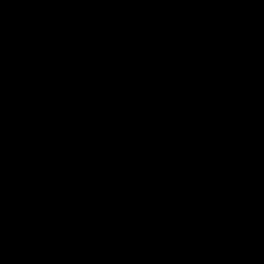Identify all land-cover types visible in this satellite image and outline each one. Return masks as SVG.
<instances>
[{"label":"trees","instance_id":"trees-1","mask_svg":"<svg viewBox=\"0 0 264 264\" xmlns=\"http://www.w3.org/2000/svg\"><path fill=\"white\" fill-rule=\"evenodd\" d=\"M78 1L87 6L93 0ZM107 1L97 0L93 8L83 11L68 0L65 12L68 22L64 26L52 29L31 15L25 21L36 23L33 32L25 37H0V264H79L61 218L68 222L74 246L85 264H264V154L257 149L255 152L264 137V90L242 92L240 85L226 75L234 69V50L227 46L234 45L233 38L252 42L255 52L264 49L259 48L264 46V14L257 16L258 3L208 0L203 6L195 5L193 12L184 13L183 24L189 31L180 36L172 27V15H159L157 5L149 7L132 0L129 5L135 13L123 15V21L112 25L111 31L103 32L101 40L92 42L94 51L86 47V58L91 62L93 56L108 61L106 65H110L113 75L104 76L103 84L87 77L73 82L67 76L68 63L83 62L84 58L80 59L83 51L85 56L84 38L78 32L90 20L87 15L107 11L111 14ZM2 10L12 12L13 17L21 14L15 7ZM84 16L81 24L79 20ZM250 16L259 17L260 24L247 30L250 25L244 20ZM205 32L216 35L224 48L217 44L214 56L200 60L186 50L187 46L193 48L190 43ZM226 47L232 52L230 55ZM234 49L244 50L242 46ZM171 66L181 69L172 73ZM32 68L46 72H35L36 84L31 72H27ZM143 70L148 72L138 80L133 74ZM109 85L120 86V90H114L116 94L112 96L105 89ZM69 86L73 89H68ZM115 103L116 110L122 113L120 117ZM183 111L187 112V129L197 119L210 117L217 122L223 119L220 132L206 134L208 140L203 150L208 156L202 160L194 155L191 161L183 163L175 159L169 148L166 151L164 138L174 135L171 144H175L178 132L184 130L169 119L183 122ZM147 113L157 117L154 124L142 128L151 138L148 144H141V136L134 133L141 129ZM231 117L240 121L233 122ZM133 118L138 123L130 127ZM160 119L165 120L154 160L140 161L132 168L135 161L153 153V136ZM30 124L43 127V147L36 150L34 141L31 145L39 153L38 160L34 150L19 141L22 138L9 140L5 133L10 128L23 129ZM118 132L133 143L132 147L126 146L127 167H121L125 175L117 186H109L107 182L92 186L90 174L97 168L100 157L97 147L103 145L102 138L112 147L119 140ZM34 136L35 132L27 141ZM123 139V146L115 156L125 150ZM70 146L74 147L78 163L70 175L80 179L90 200L83 198L79 213L71 214L66 210L68 201L82 192L74 182L63 181L34 203L35 210L61 218L36 216L26 208L37 194L59 179L54 172L39 180L42 174L37 164ZM71 155L65 153L68 161ZM201 164L208 172L198 182L193 166L199 165L201 169ZM133 171L135 186L129 203L124 205ZM217 171L227 172L236 186H207L218 176L214 174ZM141 180L145 184L140 186L145 190L144 197L137 196L136 191ZM55 192L58 204L48 206L44 199ZM116 204L124 208L114 207ZM72 216L92 235L89 242L84 243L85 235L81 238L75 232L70 223ZM110 216L117 221H111ZM35 218L49 223L31 226ZM53 237H57V243ZM57 245L68 250H59Z\"/></svg>","mask_w":264,"mask_h":264},{"label":"flooded vegetation","instance_id":"flooded-vegetation-1","mask_svg":"<svg viewBox=\"0 0 264 264\" xmlns=\"http://www.w3.org/2000/svg\"><path fill=\"white\" fill-rule=\"evenodd\" d=\"M13 1L14 2H12V3L6 2L7 4H12V6L0 3L1 4L0 5V37H7L9 39H11L13 37H17V36L25 37V35H28V34H30V32H33V30L35 29L34 25H36V23L32 20H28L32 24H29L25 21V20H27V19H25V17H27V16L29 17L31 15H33L35 17V20L42 22L44 25L49 24L52 29H58V26H61V25L64 26L68 22L66 19V16H65V12L67 10L66 7L69 6V3L67 4L68 0H13ZM73 1L75 2V6L77 8L76 1L75 0H73ZM131 1L132 0H109V1H107V6H109L111 14L107 11V13H103V14H94L93 13V14L87 15L88 17L90 16V20L87 21L85 26L82 27L81 30L78 32L79 35H81L84 38V45H82V51L85 50V56H84V51H83L82 58H80V59L84 58V61L82 62L79 60H74V61L68 63V69H67V76L69 77L68 79L75 80L73 82H80V81L85 80V77H87V78L93 79V82H97L99 80L101 82V84L106 83L103 81L104 76H110L109 74H112V72L108 68L110 65H106V63L108 61L92 55L94 57V59L91 62V60L86 58L88 56L86 47H88V49H90L91 51H94L95 49L92 48V44H93L92 42H94L95 40H101V38L103 37V32L111 31L113 29V27H111V26L117 25L116 23H119L121 21L123 15L128 17L127 14H131L134 11L133 8L129 5ZM138 1L143 2L144 4L148 5L149 7L151 5H157L156 12L159 15L160 14L172 15L171 16L172 27L174 26L173 28L176 30L178 35H180L181 33L183 34L182 30L184 28L187 29V26H185L183 24V23H186L183 20V18L185 16L184 13L193 12V10H194L193 7H195V5L203 6L204 3L207 2L208 0H149V1L138 0ZM15 2H16V4L13 5ZM255 2L258 3V7L256 8L257 9V16L264 14V0H255ZM4 7L5 8L15 7V8L19 9L21 14H17L18 16L13 17V16H11L12 12L2 10ZM205 9H207V8H204V10ZM118 10H120L124 14H121V12H120V13H118V15H116L115 12H117ZM82 13L80 14V16L82 15ZM257 16H250L244 20L245 24L250 25L246 28L247 30L250 27H258L259 26L260 20H259V17H257ZM79 21L82 24L85 21V16L83 18H81ZM232 40L234 41L233 42L234 45H227V46H229L232 50H234L235 55L230 50L228 51L227 47H226V53L229 55L232 53L233 60H234V69L228 70L226 75L231 76V78L234 81H236V84L240 85V90L242 92H246L248 90H255L257 88L264 90V55H263L264 49L260 48V47H264V46H259L260 50L255 52V50L252 49V42L248 43L246 40L242 41L241 39H236V38H233ZM200 42H202V43H200ZM195 43H200V44H195ZM190 44L193 46V48H190L189 46H187L188 49L186 51L190 50L191 51L190 54L197 55V58H199L200 60L202 57H209L211 55L214 56L216 54V51H218V49H216V50L214 49V46H217V44L220 45L222 48H224L222 45L223 42L219 41L217 39L216 35H211V34L206 33V32L204 33V35L203 34L197 35L196 40H194ZM236 46H242L244 48V50L242 52L236 51L234 49ZM182 52H185V51H182ZM258 52H259V54H258ZM94 55H96V53ZM168 65H169V63L166 64V66H168ZM170 69H171L172 73H175V72L179 71L181 69V67L180 66L179 67L171 66ZM146 71L147 70H145V71L143 70L141 72L134 73L133 75H135L137 77V79L140 80ZM27 72L28 73L31 72L30 74L34 79L35 84L37 81L35 72H38L40 74L46 73L45 71L41 70L40 68L33 69V70L27 69ZM168 78H171V76H169ZM160 79H164V78L160 77ZM61 81H62V83H64L65 79L62 77ZM35 84H34V86H35ZM119 87L120 86L115 85V86H111V88H110V85H109V86H105V89H108L107 92L110 93L114 90H120ZM68 89H73V87L69 86ZM253 97L254 96H251V98H253ZM32 99H33V96H32ZM33 101H34V99H33ZM93 101H94V104L97 105L96 101L95 100H93ZM117 105L118 104L115 103L114 109H115L116 113H119L118 117H120L122 115V113H120L116 110ZM84 108L85 109L88 108L87 104L84 106ZM110 110H113V109L110 108ZM156 117L157 116L152 117V115L150 113H147L141 129L139 131H137V133H134L137 136H141V138H142L141 144H144L146 142L148 144L149 140L151 138L150 136L147 135L146 132H144V130L142 128H144L145 126H148L149 123L153 122V124H154L155 121L153 119H155ZM182 119H184L183 122L174 121V120L169 119V121H172V122L178 124L179 127H183L180 129H184V130L178 132L177 138L175 140V144H171V142H174V139H173L174 135H172V136L168 135L166 138H164V141H166V145H165L166 149L169 148L172 152V155H176L175 159H177L179 161H184L183 163L191 161L192 156H194V155H196L198 158H200V160H202L203 158H206L208 156V152L203 150L206 146L205 143L208 140V139H205L206 134H208L207 136H209L212 132H220L223 129V127H221V124L224 123L222 121L223 119H221L220 122H217L215 119L210 118V117H207L203 120H202V118L197 119L194 126H192L190 129H187L188 122H187L186 126H184L185 120L188 121L186 111L182 112ZM164 120L165 119H160L159 124H158L159 128L157 129V131L154 135L155 137L153 136V139H154L153 153H151L146 158L135 161L134 166L139 164L140 161H142V163H143L144 160H154L155 153H157V151L160 149V147L158 145L157 138L159 137L160 128H161V125H162ZM230 120H232L233 122H237V121H240V118L231 117ZM136 121H137V119L133 118L130 121V127H131V124L136 125L138 123V122L135 123ZM31 125L32 124H30L29 126L23 128V129L10 128V129H8L6 131L4 130V131L7 134V138L9 140H14L13 137L22 138L19 141L24 143L23 145H25L26 147L30 146L29 148H31V149H33V147L31 145L34 141V145L36 147V150H38L39 146L43 147V144H41V143L45 142L43 140V127H39L40 125L38 127H35V126L30 127ZM116 130H118V129H116ZM150 131L152 134L153 128H150L149 132ZM33 132H35V136L27 141V139L30 137V135L33 134ZM117 137H118L117 139H119V140H116L114 142V144L112 145V147H111V145L108 144L106 139L103 140V138H102L103 145L109 147V149H110L111 161L110 162H102L100 160V157H99V159H98L99 164H98L97 168H95V170H93L92 173L90 174L91 179L93 180L91 182V180L89 179L92 186L94 184H100V183H104V182H107V184L109 186H117L116 184H120V181L123 179V175H125V173L123 171L124 168L122 169L121 167H127L126 159L129 155V153L126 151V146L132 147L133 143L131 141L127 142V139H123L122 132L121 133L118 132ZM122 139L124 140L123 143L125 145V150L123 151V153L120 156H115V152L118 151V149H120L121 146H123L122 145ZM168 142H170V143H168ZM259 142H260V144L258 143L257 147L255 148V152L257 149L259 153L264 154V137L262 138V140H259ZM167 144H170V146L168 147ZM65 150H66L65 152H59L60 153L59 155L50 156L49 160L41 162V165L37 164L39 166V168H41V174H42L41 177L39 178V180L48 178V176L53 175L54 172H55L56 176L59 177V179L57 181L53 182L51 185L57 183L60 179L65 178V177H70V178H76L77 177V176L73 177L70 175V173L72 172L71 170L75 169V167L78 166V163L76 160L77 156L75 155L74 150H71L69 148L65 149ZM166 151L168 152V149ZM66 152L72 154L69 161L65 156ZM34 156L38 160L39 153L35 150H34ZM127 161H128V159H127ZM262 161L264 162V157H262ZM108 165H111L110 169H108ZM199 168H200L199 165L193 166V172H195L194 175H196L195 176L196 180L198 182H202L204 179V176L207 175L206 173L208 172V170H207L208 168H206L203 165H202L203 170H202V168L201 169H199ZM62 169L63 170L67 169V171H61ZM140 169L142 171L145 168H140ZM147 169H148V167L146 168V170ZM67 172H68V174H67ZM64 174H67L69 176H63ZM214 174H217L218 176L213 178L212 182H210L209 184H206L207 186H232V185L236 186V184H232V182H230V179L228 177L227 172L217 171ZM88 176H87V178H88ZM130 177H131V175H130ZM76 179L78 180V182H74V181H71V182H74V184H77V186L79 187V190L82 192L81 189H83V191L87 194V189H84L82 187L84 185L81 184L80 179L78 177ZM130 182H131V179H130ZM60 184L61 183H58L55 186H60ZM132 186H135L134 180H133ZM137 186H139L136 189V191H138L137 196L139 195V196L144 197L146 195L145 190L140 188V186H145L144 182L141 180V182ZM54 189H55V187H54ZM57 194H58V192L50 194L52 197H46L44 199L45 203L48 206H52L53 204H58V198H54ZM65 196L66 195H62L61 197L64 198ZM83 198H86V197H85L84 193L82 192L81 195L78 196V198L70 199L68 201L66 210H68L71 214L74 211L75 212L77 211L79 213V207L82 203ZM30 204L28 205V208H26V209H28V211L29 210L31 211ZM26 209L24 211L28 212ZM34 211L39 212L41 210H34ZM31 212H33V211H31ZM35 212H33V214H35L36 216L41 215V214L35 213ZM45 216H47V215H45ZM27 217H31V216H27ZM54 218H56V217H54ZM58 218H61V217L58 216L57 219ZM40 219L41 218H35V220H31V226H36V225L40 226V225H45V224L49 223L47 220L40 221ZM61 220L64 222V226H65L64 232L67 235V233H69L68 232V230H69L68 222L63 218H61ZM110 220L113 222L117 221V220H115V216H110ZM71 222H72L71 225H73L75 228V232L77 234H79L81 236V238L83 235H85V236H83V239L86 241L83 240V242L84 243L89 242L88 240H90L92 238V235L88 232V229L85 226H82V225L77 223V222L80 223L81 221H79V219L75 220L74 217L72 216L70 218V223ZM65 223H66V225H65ZM22 225L24 226V223H22ZM29 230H31V229L29 228ZM167 235H168V233H167ZM47 237H51V236H47ZM53 238L57 239V237H53ZM53 241H55V240H52L51 242H53ZM57 242H58V239H57L56 243ZM195 245H196V242L194 243V247H195ZM56 248H58L59 250H66V251L68 250V247H66V246L63 247V246L57 245ZM182 248H186V247L183 246ZM70 249L72 251L71 247H70ZM60 252H62V251H60ZM76 252L79 254L77 249H76ZM178 253L181 255L191 254L190 252H188V253L178 252ZM73 255H74V253H73ZM192 257H195L196 260H198V257H196V256H192ZM75 258H76V256H75Z\"/></svg>","mask_w":264,"mask_h":264},{"label":"water","instance_id":"water-1","mask_svg":"<svg viewBox=\"0 0 264 264\" xmlns=\"http://www.w3.org/2000/svg\"><path fill=\"white\" fill-rule=\"evenodd\" d=\"M76 1V5H77V8L78 9H82V10H89L91 9L97 2V0H93V2L90 4V5H87V6H84L82 5L78 0H75ZM16 2L13 4L15 5ZM186 120H185V123H184V126H186ZM159 132V131H158ZM158 134V133H157ZM158 148V147H157ZM65 180H70V181H74V182H78V180L76 178H70V177H65V178H62L60 179L57 183L51 185V186H48L47 188H45L44 190H42L31 202L30 204V209L31 211L35 212L34 209H33V205L35 203V201L40 197L42 196L45 192H47L48 190H50L51 188H53L55 185H57L58 183H61L62 181H65ZM132 185H133V173H131V182H130V189L129 190H132ZM82 192L84 193L83 189H81ZM85 194V193H84ZM129 202V197L128 199L126 200L125 202V205L128 204ZM112 205H106L105 207L107 208H110ZM102 207V206H101ZM35 213H39L41 215H47V216H51V217H58L57 215L53 214V213H50V212H45V211H39V212H35ZM66 225V223H65ZM67 236H68V239H69V243H70V246L72 248V252L74 253V255L76 256L79 264H84V261L82 259V257L76 252V249L74 248V245H73V241L71 239V236L69 233H67Z\"/></svg>","mask_w":264,"mask_h":264},{"label":"clouds","instance_id":"clouds-1","mask_svg":"<svg viewBox=\"0 0 264 264\" xmlns=\"http://www.w3.org/2000/svg\"><path fill=\"white\" fill-rule=\"evenodd\" d=\"M92 2H93V1H92ZM0 3H2V4H7V3L4 2L3 0H0ZM7 5H12V4H7ZM89 5H90V4H89ZM95 5H96V4H95ZM95 5H94V6H95ZM94 6H93V7H94ZM93 7H92V8H93ZM77 9H78V8H77ZM81 10H82V9H81ZM89 10H90V9H89ZM134 13H135V11H134ZM131 14H132V13H131ZM131 14H127V15L129 16V15H131ZM121 20L123 21V19H121ZM188 31H189V27H187V29L184 28V29L182 30V32H185V33H187ZM115 91L117 92V90H115ZM110 93H111L112 96H114V95L116 94L114 91H112V92H110ZM228 114H229V116H230V112H229ZM186 123H187V121H186ZM61 144L63 145V142H61ZM56 148H58V145L56 146ZM66 148H67V147H66ZM72 148H74V147H73V146H70V149H71V150H72ZM67 149H68V148H67ZM133 167H134V164H133L132 168H133ZM132 173H133V180H134V171H133ZM130 178H131V177H130ZM65 181H70V180H65ZM62 182H63V181H62ZM50 185H51V184H50ZM50 185H48V186H50ZM48 186H47V187H48ZM47 187H46V188H47ZM54 187H56V186H54ZM54 187H53V188H54ZM53 188H51V189H53ZM51 189H50V190H51ZM50 190H48L47 192H49ZM132 190H133V186H132ZM132 190H129V191H128V194H127L126 200H127L128 197H129V201H130L131 194H132ZM47 192H45V193H47ZM45 193H44V194H45ZM84 193H85V192H84ZM44 194H43V195H44ZM37 195H38V194H37ZM37 195H36V196H37ZM84 195H85V197H86L88 200H90V198L88 197V195H87L86 193H85ZM36 196H35V197H36ZM33 199H34V198H33ZM33 199H32V200H33ZM32 200H31V202H32ZM31 202H30V203H31ZM125 202H126V201H125ZM128 203H129V202H128ZM124 205H125V203H124ZM124 205H122V204H116V205H114V207L123 209V208H124ZM111 207H112V206H111ZM106 208H107V207H106ZM33 209H34V205H33ZM34 210H35V209H34ZM45 212H47V211H45ZM32 213H33V212H32ZM68 232H69V231H68ZM69 234H70V233H69ZM67 237H68V236H67ZM71 239H72V238H71ZM72 241H73V240H72ZM68 243H69V239H68ZM73 245H74V243H73ZM69 246H70V243H69ZM70 247H71V246H70ZM74 248H75V246H74ZM75 249H76V248H75ZM79 255H80V254H79ZM80 256H81V255H80ZM82 259H83V258H82Z\"/></svg>","mask_w":264,"mask_h":264},{"label":"rangeland","instance_id":"rangeland-1","mask_svg":"<svg viewBox=\"0 0 264 264\" xmlns=\"http://www.w3.org/2000/svg\"><path fill=\"white\" fill-rule=\"evenodd\" d=\"M97 148H98V150L100 152V160L102 162H110L111 161V157H110V149H109V147H107L105 145H100ZM110 167H111V165H108V169H110Z\"/></svg>","mask_w":264,"mask_h":264}]
</instances>
